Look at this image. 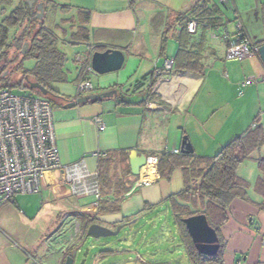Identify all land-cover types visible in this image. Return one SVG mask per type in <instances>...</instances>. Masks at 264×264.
Instances as JSON below:
<instances>
[{
  "label": "crops",
  "instance_id": "crops-1",
  "mask_svg": "<svg viewBox=\"0 0 264 264\" xmlns=\"http://www.w3.org/2000/svg\"><path fill=\"white\" fill-rule=\"evenodd\" d=\"M25 1L36 15L42 6L44 27L54 32L57 48L65 55L63 78L49 83L53 96L38 94L52 109L60 165L81 163L88 174L97 175L99 162L109 160L125 193L117 212L98 214L94 194L74 192L62 170L48 173L38 194L16 195L12 203L0 207V264H33L29 258L37 264H64L72 253L73 264H190L183 245L160 244L150 237L143 244L129 237L115 248L101 243L105 250L93 255L86 251L82 256L81 246L90 243L86 232L92 224L122 230L142 223L151 227V233L156 231V222L170 209L169 199L190 180L181 169L169 179L161 178L152 158L179 152L183 138L191 145V158H211L234 138L255 129L260 142L236 173L245 182L244 197L230 202L218 238L222 264H264V196L255 188L260 178L257 160L264 157V62L258 54L245 61L224 58L228 42L239 31L252 45H263L264 0H229L221 6L219 26L196 24L187 49L198 52L181 74L164 71V61L176 55L183 24L187 31L192 20L190 11L218 0ZM79 27L86 30L84 42L71 38ZM24 44L16 41L14 48L22 53ZM67 48L78 50L70 60ZM107 49L123 52L122 67L102 75L87 73L93 90L79 96L112 90L115 95L66 106L79 97L76 85L91 55ZM248 78L251 84L242 85ZM140 155L147 164L133 176L129 161ZM89 245L92 250L93 243Z\"/></svg>",
  "mask_w": 264,
  "mask_h": 264
},
{
  "label": "trees",
  "instance_id": "trees-1",
  "mask_svg": "<svg viewBox=\"0 0 264 264\" xmlns=\"http://www.w3.org/2000/svg\"><path fill=\"white\" fill-rule=\"evenodd\" d=\"M222 5L225 4L219 1L196 5L188 14V19L195 20L196 24L202 27L219 26ZM31 10L25 0H0V88H6L10 92L12 88L29 90L26 83L28 80L40 84L47 89L48 95H52L49 83L63 78L62 66L65 55L57 48V37L54 32L46 29L43 18L37 20L36 12ZM18 29L21 35L20 40L16 39ZM85 31L84 28L79 27L71 38L84 42L87 40ZM191 38L192 35L186 31L183 24L179 35V47L172 60L174 70L170 73L181 74L184 70H189L191 58L198 52V50L190 52L187 49ZM16 41L27 44L24 54L21 53V49L14 48ZM27 60L34 62L32 67H24L23 63ZM15 75H19L20 78L13 83L12 76ZM31 92L39 94L37 90H31ZM259 142L260 133L258 129H255L244 136L234 138L211 158H191L192 153L186 154L181 151L176 155L161 153L157 157L156 170L161 178L169 179L174 170L181 169L187 172V179L190 180L182 192L169 199L173 222L179 231L180 240L190 264H222L223 246L218 238L219 248L214 256L207 257L198 253L182 220L203 214L218 237V229L227 219L226 211L230 202L237 196L244 197L245 182L237 177V169ZM107 162L108 164H104L101 161L98 165L97 184L100 198L98 214L117 212L125 193L122 189L123 183L114 174L109 160ZM257 168L260 178L255 188L264 196V157L257 160Z\"/></svg>",
  "mask_w": 264,
  "mask_h": 264
},
{
  "label": "built area",
  "instance_id": "built-area-1",
  "mask_svg": "<svg viewBox=\"0 0 264 264\" xmlns=\"http://www.w3.org/2000/svg\"><path fill=\"white\" fill-rule=\"evenodd\" d=\"M218 1L226 4L229 0ZM195 28L196 21L187 23L188 33L193 34ZM257 50L258 46L248 42L239 31L229 42L224 58L228 61H245L256 55ZM81 60V57L76 59L78 63ZM172 67V59H166L162 69L171 71ZM91 71L90 64L86 65L76 85L77 96L93 90L92 83L85 77ZM251 82L252 78H248L242 85ZM97 127L100 131L104 129L102 123ZM172 153L177 154L178 151ZM94 155L103 157L105 154ZM151 162L156 165L157 157L152 158ZM57 170L66 174L74 192L79 195L92 193L100 199L96 174H88L81 163L68 167L60 165L53 132L52 109L47 100L15 95L6 88H0V207L12 203L16 195L38 194L44 176ZM86 179H89V184H86ZM29 259L37 264L34 258ZM236 264L248 263L239 261Z\"/></svg>",
  "mask_w": 264,
  "mask_h": 264
},
{
  "label": "water",
  "instance_id": "water-1",
  "mask_svg": "<svg viewBox=\"0 0 264 264\" xmlns=\"http://www.w3.org/2000/svg\"><path fill=\"white\" fill-rule=\"evenodd\" d=\"M38 14L36 15L37 20H41L43 16V9L41 5L37 7ZM27 48L25 43L22 48L24 53ZM257 54L260 59L264 62V45L258 47ZM124 62V54L119 49H107L103 52H94L90 57V67L92 72L98 75L113 73L122 67ZM26 80V78H25ZM26 83L31 90H37L42 96L48 94L47 89L36 82L26 80ZM115 95V91H107L104 93H96L85 96H79L73 101H69L66 106H74L76 104H83L87 102L98 101L102 99L111 98ZM181 152L186 154L192 153L191 145L187 142L186 138L182 139ZM147 158L144 155L134 156L130 159V172L133 176H139L142 167L146 166ZM47 175L44 176V180ZM182 223L186 229V232L194 245L196 251L204 256H214L219 248V240L217 233L211 228L203 214L194 215L182 220ZM121 226L116 227L115 230H110L99 225L92 224L87 229V236L94 239L105 238L110 236H116L121 230ZM75 253L65 258L64 264H73V257Z\"/></svg>",
  "mask_w": 264,
  "mask_h": 264
},
{
  "label": "rangeland",
  "instance_id": "rangeland-1",
  "mask_svg": "<svg viewBox=\"0 0 264 264\" xmlns=\"http://www.w3.org/2000/svg\"><path fill=\"white\" fill-rule=\"evenodd\" d=\"M223 9H224V7H223ZM77 51H78L77 49L71 50V48H67V52L68 53L71 52L70 54L67 53L68 60H70L72 58L71 56L73 55V53L77 52ZM33 63L34 62L32 60H27L23 63V65L25 68H30V67H32ZM71 64H73V63L71 62ZM18 76L19 75H17V77H16V75L12 76L13 83L17 82L16 79L18 78ZM19 78H20V76H19ZM11 92L13 94L19 95V96H29L30 95L32 97L41 98L38 94L32 93L30 89L29 90H27V89L20 90L18 88H12ZM248 162H249V160H247V163ZM156 224H157L156 225L157 229L155 232H152V233L150 231V229H151L150 226H147V225L142 224V223H136L135 225H132L130 228L126 227V229L120 230L116 236H110V237L98 238V239H94L92 237H89V238L86 237V238L90 239V243L84 244V248H83V245L81 246L83 249V255L82 256H85L86 251H87V253H91V255H93L95 253L101 252L102 250H105V248H104L105 245L102 246L101 243L102 244L108 243V244H110L111 248H115L119 245V243H123L124 239L128 240L129 237L132 239L134 238V241L137 244H143V241H147L148 238L150 237L149 240L153 239V238L155 239V241L160 240L159 241L160 244H168L169 246H171V245L182 246L183 245L182 241L180 240L179 231L175 229L171 209H167L166 213L161 215L160 221L156 222ZM158 231H162V233L159 234V236H157ZM91 243H93V246H94L92 250L89 249L91 246L89 244H91ZM89 260L90 259L88 258V260H87L88 263H89Z\"/></svg>",
  "mask_w": 264,
  "mask_h": 264
}]
</instances>
